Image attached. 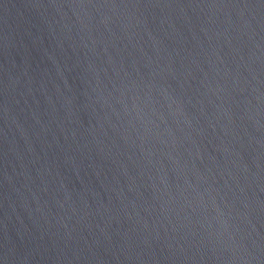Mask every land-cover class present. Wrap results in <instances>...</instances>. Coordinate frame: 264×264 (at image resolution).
<instances>
[{
  "label": "water",
  "instance_id": "1",
  "mask_svg": "<svg viewBox=\"0 0 264 264\" xmlns=\"http://www.w3.org/2000/svg\"><path fill=\"white\" fill-rule=\"evenodd\" d=\"M0 264H264V0H0Z\"/></svg>",
  "mask_w": 264,
  "mask_h": 264
}]
</instances>
